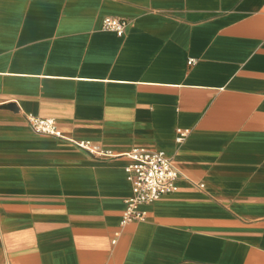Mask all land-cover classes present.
<instances>
[{"label":"crops","instance_id":"crops-1","mask_svg":"<svg viewBox=\"0 0 264 264\" xmlns=\"http://www.w3.org/2000/svg\"><path fill=\"white\" fill-rule=\"evenodd\" d=\"M134 149L181 173L123 225ZM0 264H264V0H0Z\"/></svg>","mask_w":264,"mask_h":264},{"label":"built area","instance_id":"built-area-1","mask_svg":"<svg viewBox=\"0 0 264 264\" xmlns=\"http://www.w3.org/2000/svg\"><path fill=\"white\" fill-rule=\"evenodd\" d=\"M129 22L118 17H106L103 28L113 31L119 36L126 32ZM193 61H189L191 65ZM27 121L31 128L38 134L63 138L54 119H42L34 115H28ZM189 131L178 130L177 141L180 143L187 137ZM74 144L88 153L101 157L113 155L100 146L93 145L90 141H79ZM130 164L126 166L127 179L131 185L132 194L126 200V208L123 214L122 224L145 221L147 211L145 206L151 205L164 195L177 190L176 182L180 176V170L173 159L163 151L152 149H134L127 154Z\"/></svg>","mask_w":264,"mask_h":264}]
</instances>
